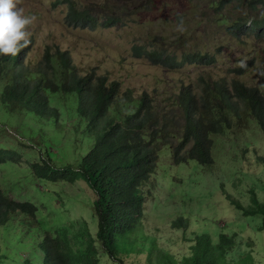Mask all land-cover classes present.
<instances>
[{
  "label": "trees",
  "instance_id": "obj_1",
  "mask_svg": "<svg viewBox=\"0 0 264 264\" xmlns=\"http://www.w3.org/2000/svg\"><path fill=\"white\" fill-rule=\"evenodd\" d=\"M200 1L194 10L204 6L206 11V4ZM207 3L216 14L220 31L264 38V7H257L264 0ZM53 4H66V23L80 27L125 25L126 12L130 13L126 6L115 5L113 9L123 14H106L102 19V10L82 7L78 0H55ZM171 22L183 25L184 19L176 13ZM184 35L178 32L173 39L181 42L179 49L164 46L165 39L153 32L146 34L151 49L135 43L133 56L146 57L169 70L184 65L209 69L218 62L217 51L198 45L187 49ZM29 41L15 56L0 55V172L10 167L12 173L22 163L21 147L3 140L12 122H20L21 132L28 137L21 141L40 158L24 168V177L8 181L6 174L0 173V226H4L0 231L10 235L20 229L19 242L33 240V250L22 264H100L103 257L107 264H130L125 256L144 250L148 264H155L154 259L156 264H229L228 255L240 249V242L236 233L224 229L217 238L204 231L196 233L190 252L181 258L157 253V238L142 233L147 200L144 186L164 167L160 159L163 146L171 147L174 164L194 161L196 167L210 168L215 161L213 134L250 130L254 121L263 130L264 72L262 83L254 84L245 78L250 64L216 76L202 72L196 83L182 85L181 94L173 96L178 108L157 107V111L148 92L135 96L132 89H123L119 80H111L96 69L83 72L70 51L57 45H46L38 59H28L34 43ZM23 179L34 182L35 190L48 202L55 201L57 194L47 183L85 181L95 195L96 239L90 236L85 220L56 224L42 214L28 193L12 195L10 191L20 190ZM251 192L249 206L230 200L245 216L259 221L264 231V200L255 196L256 190ZM259 214L262 221L256 216ZM172 224L187 231L190 221L180 215Z\"/></svg>",
  "mask_w": 264,
  "mask_h": 264
},
{
  "label": "rangeland",
  "instance_id": "obj_2",
  "mask_svg": "<svg viewBox=\"0 0 264 264\" xmlns=\"http://www.w3.org/2000/svg\"><path fill=\"white\" fill-rule=\"evenodd\" d=\"M54 1L20 0L17 5L23 9L24 16L34 18L28 27L29 39L34 40L27 54L28 59H38L46 45H57L70 51L75 64L83 72L96 69L111 80H119L123 89H132L135 96L150 93L157 111V107L178 108L173 96L181 94L182 85L196 83L197 75L202 72H211L216 76L222 74L223 70L250 64L245 78L252 84L262 83L264 38L232 36L220 31L216 25V14L210 11L207 0L200 3L206 4L208 12L204 11V6L194 10L197 0H78L82 7L102 10V19L106 14H123L113 9L115 5L129 9L125 25L107 27L104 24L86 27L68 24L65 21L67 5L54 6ZM257 7H264V4L260 3ZM176 13L184 19L183 25L171 22ZM164 16H167L166 22H163ZM151 32L165 39L162 42L164 46H177L179 49L181 42H174L173 39L178 32L186 33L184 42L187 49L198 45L217 51L218 62L209 69L184 65L169 70L152 64L146 57L133 56L132 46L135 43L141 42L146 44L148 50L151 49L146 41V34ZM221 46L223 50L220 51ZM19 126L20 122L10 123L3 138L7 145L18 144L23 153L22 163L12 173H9L12 170L10 167L1 170L0 173L6 174L8 181L24 177V168L36 159L40 160L30 145L21 141L28 137ZM48 132L54 134L52 130ZM212 139L215 161L210 168L201 164L196 167L197 162L194 161L182 166L173 165L175 161L171 147H162L160 159L164 167L158 168L144 187L147 211L142 233L157 238V253H169L181 258L190 252L191 239L196 233L207 232L217 238L220 230L224 229L226 233H236L240 242V249L228 255L229 264H264V231H261L259 221L245 216L230 200L235 198L238 203L249 206L251 190H256L255 196L264 200V133L257 127H251L250 130L213 134ZM34 140L37 141L38 137ZM171 146L174 148L173 144ZM180 155L186 154L180 152ZM33 184L23 179L20 190L10 192L15 196L28 193L41 206L42 214L52 222L57 220L60 224L86 220L90 236L96 239L98 218L92 207L95 195L85 181L47 183V188L57 194L56 200L49 202L43 193L35 190ZM35 184L40 185V182L36 181ZM176 215H185L189 219L187 231L173 226ZM256 216L262 221V215ZM0 228L3 230L4 226ZM20 231L17 229L11 237L0 231V264H22V257H28L33 250V240L32 243L28 240V244L24 243L25 240L19 242ZM146 254L147 250L131 253L125 256V261L148 264ZM107 260L103 257L100 264H107ZM154 261L156 264V259Z\"/></svg>",
  "mask_w": 264,
  "mask_h": 264
},
{
  "label": "clouds",
  "instance_id": "obj_3",
  "mask_svg": "<svg viewBox=\"0 0 264 264\" xmlns=\"http://www.w3.org/2000/svg\"><path fill=\"white\" fill-rule=\"evenodd\" d=\"M19 3L20 0H15V2L14 0H0V55L11 54L12 56H15L20 51V49L26 47L30 42L29 41L30 32H28V27L32 25V23L34 22V18L29 16H24L23 9L17 7ZM149 95L151 96L150 93ZM251 127H257L262 133H264V129L262 130L256 121L251 123ZM173 165L182 166L174 163ZM39 207L41 209L40 205ZM146 211L147 209L145 203V213ZM176 216L175 217L178 218L180 215H176ZM54 223L58 224L57 220ZM11 236L12 234H10V237ZM24 240L25 239H23V241ZM22 261H23V257H22Z\"/></svg>",
  "mask_w": 264,
  "mask_h": 264
}]
</instances>
